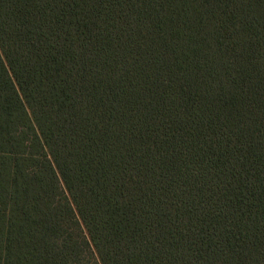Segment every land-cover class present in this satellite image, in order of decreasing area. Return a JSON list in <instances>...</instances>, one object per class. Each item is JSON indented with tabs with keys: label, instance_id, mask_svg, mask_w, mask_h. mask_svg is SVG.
<instances>
[{
	"label": "trees",
	"instance_id": "trees-1",
	"mask_svg": "<svg viewBox=\"0 0 264 264\" xmlns=\"http://www.w3.org/2000/svg\"><path fill=\"white\" fill-rule=\"evenodd\" d=\"M0 264H264V0H0Z\"/></svg>",
	"mask_w": 264,
	"mask_h": 264
}]
</instances>
